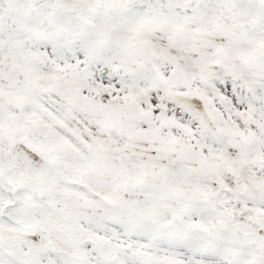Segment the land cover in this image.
<instances>
[{
	"label": "snow or ice",
	"instance_id": "snow-or-ice-1",
	"mask_svg": "<svg viewBox=\"0 0 264 264\" xmlns=\"http://www.w3.org/2000/svg\"><path fill=\"white\" fill-rule=\"evenodd\" d=\"M0 264H264V0H0Z\"/></svg>",
	"mask_w": 264,
	"mask_h": 264
}]
</instances>
